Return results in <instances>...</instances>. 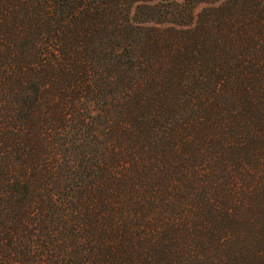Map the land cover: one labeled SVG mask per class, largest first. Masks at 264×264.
Segmentation results:
<instances>
[{
    "label": "trees",
    "instance_id": "trees-1",
    "mask_svg": "<svg viewBox=\"0 0 264 264\" xmlns=\"http://www.w3.org/2000/svg\"><path fill=\"white\" fill-rule=\"evenodd\" d=\"M152 1L0 0V264H264V0Z\"/></svg>",
    "mask_w": 264,
    "mask_h": 264
},
{
    "label": "rangeland",
    "instance_id": "rangeland-1",
    "mask_svg": "<svg viewBox=\"0 0 264 264\" xmlns=\"http://www.w3.org/2000/svg\"><path fill=\"white\" fill-rule=\"evenodd\" d=\"M225 0H168L136 3L131 12L132 22L145 26L191 27L197 15L211 5Z\"/></svg>",
    "mask_w": 264,
    "mask_h": 264
}]
</instances>
